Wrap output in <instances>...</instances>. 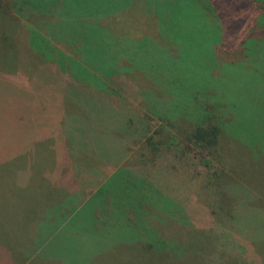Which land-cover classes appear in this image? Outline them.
Here are the masks:
<instances>
[{"label": "rangeland", "instance_id": "1", "mask_svg": "<svg viewBox=\"0 0 264 264\" xmlns=\"http://www.w3.org/2000/svg\"><path fill=\"white\" fill-rule=\"evenodd\" d=\"M40 1L0 8V58L20 62L0 75V264H264V0ZM147 120L165 148L137 166ZM209 125L232 186L217 199L200 166L184 185L166 165ZM114 212L151 252L95 238Z\"/></svg>", "mask_w": 264, "mask_h": 264}, {"label": "trees", "instance_id": "2", "mask_svg": "<svg viewBox=\"0 0 264 264\" xmlns=\"http://www.w3.org/2000/svg\"><path fill=\"white\" fill-rule=\"evenodd\" d=\"M30 4L32 6H36L38 8L45 9L49 6H52L53 2L51 1H40V0H6L5 4L3 5V0H0V8L3 9L4 7H9L11 6V10L19 11L20 8H22L25 3ZM0 64L6 67H1L0 66V75H4L6 73H9L10 67H18L20 64L19 60L17 58H12L10 62H5L4 60H1L0 58ZM78 72V71H77ZM110 73H113L110 71ZM115 73V72H114ZM27 74V73H26ZM79 74V73H78ZM111 76V77H110ZM109 77L110 85L112 87H118L119 90H122L123 86H127V81L124 79L122 75L119 74H111ZM91 85H86L83 87L82 90H86V88L91 91ZM91 93V92H90ZM74 100L76 104L79 106L81 103L80 95H75ZM94 101V102H98ZM93 99L91 103H94ZM119 111L123 114V121H124V116L126 115L124 112L125 110L123 108H118ZM126 120V117H125ZM128 120V119H127ZM124 121L123 125L121 124V127L117 130V132L121 135V137H125L124 135L126 134H132L135 133V130L129 129V125H126ZM129 122V120H128ZM147 124L143 122V128H140V131H143V141L141 147L136 150L133 153V156L131 159H133L134 164H137V161L139 162L137 166H142L144 165L147 167L148 165H151L152 163H155L156 160H158L159 156L163 154L164 148H165V143L166 140L164 138H158L159 140H156L155 134H159L160 131L153 130V127L150 125L149 121L147 120ZM74 132H79L78 130H74ZM220 134H221V129L218 128L216 125H209L207 128H204V126H197L193 130H191L188 135L184 138L183 145L180 150H178L174 155L173 158H170L168 162H166V165L168 168L174 169L176 172L175 178L180 177L182 180V183L184 185H188V180L187 178L189 176H195L197 174L194 173H199L197 171V167L200 166L201 169L207 174H204L202 176L203 180L201 181L203 186L205 187L206 190L210 192L211 195H214L217 198L221 196L223 191H228V193L231 191L232 186L230 187V190L227 189V185L222 186L223 184L221 183L222 178L226 175L225 173L227 172V163L221 158L222 150L220 148ZM141 136V134H140ZM144 144V147H143ZM166 155V154H164ZM150 156V157H149ZM136 157L138 158L136 160ZM130 159V160H131ZM215 163V166H214ZM223 164V165H222ZM198 165V166H197ZM215 167V171L213 174L209 173V170L213 169ZM221 167V168H220ZM217 169V172H216ZM192 173V174H190ZM134 175V174H133ZM135 176V175H134ZM212 176L215 177V181H212ZM193 178V177H192ZM133 179L132 176L128 177V181ZM136 179V178H134ZM189 179V178H188ZM137 180V179H136ZM190 179L189 181H191ZM97 182H91V186L94 187L96 186ZM130 184V183H129ZM167 184V183H166ZM133 187L138 186H143V182L138 181L135 183H131ZM170 185V184H169ZM179 185H181L179 183ZM201 184H198L197 187H199ZM128 186V185H127ZM182 186V185H181ZM188 189V187H187ZM223 189V191H222ZM160 196L158 197L157 200H162L164 198V205L168 202L167 200H171L172 202H176V204H179V206H182L183 201H182V194L180 192L174 191L172 192V189L168 190H163L159 191ZM178 193V194H177ZM128 195V194H127ZM147 198V200L153 201V199L148 198V195L145 194V196H140L136 199L137 205L142 206L143 202L141 198ZM149 204L150 207H152V202ZM219 203V201H217ZM161 205V206H164ZM155 207V206H154ZM217 205L214 206L213 209H215ZM209 207L204 212V215L208 214L212 217H215V219H218L220 217L219 212L221 209L218 211L213 210ZM145 210H148L145 208ZM216 211V212H214ZM224 210L221 212L223 213ZM145 215L144 212L141 213V219L140 222L143 225L142 228L147 225V220L143 217ZM232 219L233 216H230ZM108 220L103 222L101 224L102 228L98 234L96 232L95 238L98 239H103L102 243L103 244H117V243H141L144 252H151L152 247L142 241H136V240H129V241H120L119 239L124 240L123 236L120 234V229L123 223H131L127 217L123 216L122 214H118L116 212L109 214L107 217ZM219 226V224H217ZM217 226V227H218ZM136 226L133 227V231L135 232ZM142 234L141 231H138ZM143 235V234H142ZM143 236H141L140 239H142ZM105 239H109L108 241ZM87 240V239H86ZM84 240V241H86ZM82 241V242H84ZM46 246V245H45ZM86 250V246H85ZM98 251V250H97ZM100 252V251H99ZM45 255V253H43ZM94 255V254H93ZM92 256V255H91ZM36 257V256H35ZM42 258L38 257L39 259V264L41 262L45 261L46 259H43V255H41ZM37 258V257H36ZM54 263H58L56 261H53Z\"/></svg>", "mask_w": 264, "mask_h": 264}]
</instances>
